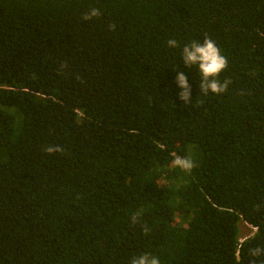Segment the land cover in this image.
I'll list each match as a JSON object with an SVG mask.
<instances>
[{"label":"trees","instance_id":"16d2710c","mask_svg":"<svg viewBox=\"0 0 264 264\" xmlns=\"http://www.w3.org/2000/svg\"><path fill=\"white\" fill-rule=\"evenodd\" d=\"M206 37L228 61L220 94L182 60ZM256 247L264 0H0V264H264Z\"/></svg>","mask_w":264,"mask_h":264},{"label":"clouds","instance_id":"9594fccd","mask_svg":"<svg viewBox=\"0 0 264 264\" xmlns=\"http://www.w3.org/2000/svg\"><path fill=\"white\" fill-rule=\"evenodd\" d=\"M100 15L98 8H91L87 15L83 16V20H91L93 17ZM168 47H177V41L169 39ZM182 60L185 66L197 65L202 76L200 89L207 93L211 91L215 94H220L226 91L229 81L223 83L217 79L219 74L227 67V58L223 56L216 46V43L210 38H205L202 43L190 41L183 46ZM176 85L181 89L179 98L181 101H189L191 88L188 83V78L183 72H178L175 79ZM48 154L61 152L63 149L59 145H48L44 149ZM171 166L178 168L185 173H191L197 167L196 161L191 155H175L171 161ZM132 223L139 222V214H134L131 217ZM255 229V228H254ZM142 230L145 234L150 231L148 225H143ZM264 253V248L256 247L250 249V257H259ZM130 264H161L158 256L151 253H142L139 256L133 257ZM254 264V261H253Z\"/></svg>","mask_w":264,"mask_h":264},{"label":"rangeland","instance_id":"374dc122","mask_svg":"<svg viewBox=\"0 0 264 264\" xmlns=\"http://www.w3.org/2000/svg\"><path fill=\"white\" fill-rule=\"evenodd\" d=\"M240 224H242L241 227H240ZM239 228L241 229V235H242L241 241L247 239L248 237L253 236V234L255 233V229L253 227L249 226L245 222L244 223L240 222Z\"/></svg>","mask_w":264,"mask_h":264}]
</instances>
